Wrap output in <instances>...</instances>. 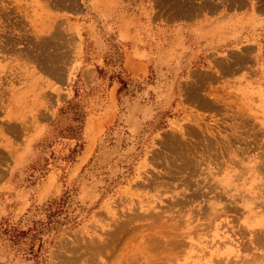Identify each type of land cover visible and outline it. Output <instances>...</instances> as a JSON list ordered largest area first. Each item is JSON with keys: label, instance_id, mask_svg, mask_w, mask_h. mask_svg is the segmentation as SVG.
<instances>
[{"label": "rangeland", "instance_id": "rangeland-1", "mask_svg": "<svg viewBox=\"0 0 264 264\" xmlns=\"http://www.w3.org/2000/svg\"><path fill=\"white\" fill-rule=\"evenodd\" d=\"M0 264H264V0H0Z\"/></svg>", "mask_w": 264, "mask_h": 264}]
</instances>
